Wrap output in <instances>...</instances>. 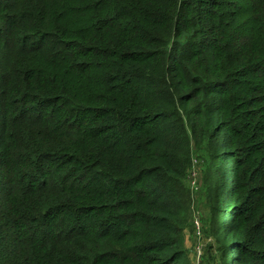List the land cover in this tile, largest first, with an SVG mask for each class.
Listing matches in <instances>:
<instances>
[{"label":"trees","instance_id":"1","mask_svg":"<svg viewBox=\"0 0 264 264\" xmlns=\"http://www.w3.org/2000/svg\"><path fill=\"white\" fill-rule=\"evenodd\" d=\"M191 137L264 264V0H0V264H189Z\"/></svg>","mask_w":264,"mask_h":264},{"label":"rangeland","instance_id":"2","mask_svg":"<svg viewBox=\"0 0 264 264\" xmlns=\"http://www.w3.org/2000/svg\"><path fill=\"white\" fill-rule=\"evenodd\" d=\"M190 164L182 179L181 199L187 219L181 229L189 264H225L228 242L217 219L218 182L210 174L213 157L208 139H190Z\"/></svg>","mask_w":264,"mask_h":264}]
</instances>
